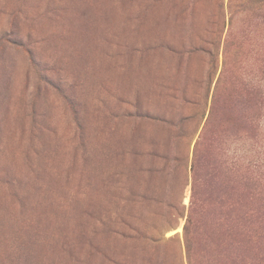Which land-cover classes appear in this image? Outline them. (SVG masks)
I'll list each match as a JSON object with an SVG mask.
<instances>
[{
  "label": "rangeland",
  "instance_id": "rangeland-1",
  "mask_svg": "<svg viewBox=\"0 0 264 264\" xmlns=\"http://www.w3.org/2000/svg\"><path fill=\"white\" fill-rule=\"evenodd\" d=\"M248 1L0 0V264H264Z\"/></svg>",
  "mask_w": 264,
  "mask_h": 264
},
{
  "label": "trees",
  "instance_id": "trees-1",
  "mask_svg": "<svg viewBox=\"0 0 264 264\" xmlns=\"http://www.w3.org/2000/svg\"><path fill=\"white\" fill-rule=\"evenodd\" d=\"M253 2H256L258 5L264 4V0H254V1L251 0V1H248V3H246V5L254 4ZM262 94H263L262 91L259 88H256V91L254 94V99H255L256 103H258V104L264 103V98L261 97ZM236 161H237V163H236L237 167L239 168V170L241 169L240 171L243 173V175H242L243 178L246 177L248 175L249 171L252 169L258 168V170L264 172V163L262 165H260L259 163L254 164L249 159V157L247 155L246 156L244 154L239 155ZM246 182H248V177H246V180L244 183H246ZM244 186L246 187L247 183ZM235 196H236V194H235ZM203 198L204 197L200 196V194L198 192V188H196V184H195L193 186V189H192V204H191L190 214L188 215V217L186 219L187 227H188V225H190L192 223V215L196 214L197 210L200 209V207L204 206L206 202H209V203H207V205L212 204V202L210 201V198L207 197V199H205V200H203ZM230 200L232 202H236L238 200V197L237 196L235 198L231 197ZM246 201H247V196L244 197L242 207L246 206ZM220 206L221 207L223 206L222 201H220ZM244 213H245V211H243L242 215H244ZM243 218H244V226H246L245 222L247 221L246 220L247 213L243 216ZM187 227H186V230H187ZM190 249H191L190 244H189V242H187V253H190Z\"/></svg>",
  "mask_w": 264,
  "mask_h": 264
}]
</instances>
